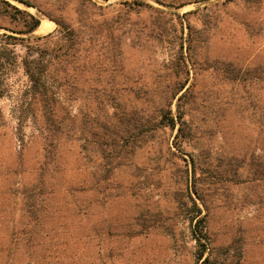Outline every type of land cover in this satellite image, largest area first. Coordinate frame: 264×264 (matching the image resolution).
Masks as SVG:
<instances>
[{
  "label": "rangeland",
  "instance_id": "374dc122",
  "mask_svg": "<svg viewBox=\"0 0 264 264\" xmlns=\"http://www.w3.org/2000/svg\"><path fill=\"white\" fill-rule=\"evenodd\" d=\"M4 1L54 23L49 33L32 34L51 37L16 48L20 58H36L35 49L44 51L47 62L54 63L53 55H62L59 50L64 43L54 20L72 30L84 46L82 58L63 71L57 69L58 74L51 72L50 84L61 101L57 111L61 135L47 160L41 190L47 212L39 237L29 247L11 241L26 222L24 198L38 190L45 147L51 151V146L44 141L38 112L32 116L27 105L29 83L20 63L0 76V90L4 91L0 98V264H202L204 260L264 264V184L249 182L248 165L239 174L233 172L257 155L264 160V133L249 120L251 110L245 109L258 92L256 87H246L248 97L245 90L224 83L221 67L230 62L244 70L264 63V39L256 34L257 26L264 22V8L253 12L233 2L218 9L220 22L197 57L203 65L199 66L195 103L188 117L197 138L185 143L181 152L171 148L176 153L172 155L168 149L172 134L166 131L158 141L138 150L127 165L113 170L105 182L95 139L101 125L116 112L112 107L117 105L109 95H117L127 111L152 110L151 105L137 102L133 92L172 50L152 41V36L147 39L148 47L139 43L137 32L150 22L134 7L127 16L137 32L124 36L121 54L101 37L104 33L98 32V26L132 6L128 3L133 0H90L112 5L103 16L87 0H25L32 7ZM142 1L162 8L153 0ZM165 1L174 7L180 3ZM81 2L87 6L85 21L76 13ZM196 7L190 4L171 10L182 15ZM188 19L196 23L197 18ZM10 28L21 26L0 18V34H12ZM32 46L34 50L28 48ZM260 90L263 93L264 86ZM239 98L238 107L232 101ZM194 179L208 189V207L202 210L207 223V250L202 260L197 258L200 248L183 216L188 212L177 210L173 199L180 191L189 202L187 191L190 193ZM157 213L165 215L159 226L154 225Z\"/></svg>",
  "mask_w": 264,
  "mask_h": 264
},
{
  "label": "trees",
  "instance_id": "16d2710c",
  "mask_svg": "<svg viewBox=\"0 0 264 264\" xmlns=\"http://www.w3.org/2000/svg\"><path fill=\"white\" fill-rule=\"evenodd\" d=\"M14 1L32 7L25 0ZM87 1L101 16H103L105 9L112 6L111 4L102 6L96 2ZM100 1L107 3L109 0ZM153 1L162 8L154 7L142 0H133L128 3L132 6L124 7L123 11L111 15L110 19L104 20L102 25L98 26V32L104 33L101 37L112 42L115 45V52L118 49L121 54L120 47L125 41L126 35L137 32L135 29L133 30L134 24L132 26L129 24L130 18L127 16L134 7L146 14V23L150 22L144 24L140 33L137 32L136 38L139 43L148 47L150 44L147 39L152 36V41L172 50V55L157 65L156 72L154 71L151 75L142 78L140 87L133 92L137 102L151 105L152 110L142 112L139 109H133L127 111L120 106L117 95H109L113 104L117 105L112 107L116 109V112L110 117L112 124L109 125L110 120L102 124L100 136H95L104 170L102 179L105 182L109 180L113 170L127 165L138 153V150L158 141V137L166 131L172 134V145L168 148L172 155L176 154L174 150L183 151L182 146L185 143H190L197 138L193 122L188 119L191 107L195 103L193 89L196 86L195 81L200 71L199 66L203 65L199 64L197 57L199 50L208 43L210 33L220 22L218 9L233 2H240L244 9L253 12L261 11L264 8V0H178L180 3L177 7L171 5L173 3L165 4V0ZM172 2L175 1L172 0ZM190 4H196L197 7L182 15L171 10V8L179 9ZM86 8L87 6L83 2L79 3L76 11L78 19L88 20L84 18ZM193 15H196V23H191L188 19ZM0 18L8 19L10 22L21 26L20 29H8L12 34H0V76H5L11 68H16L20 63L29 83L27 105L33 113L32 116L38 112L41 122L44 124L43 129H41L44 141L48 143L49 147L51 146V151L45 147L44 157L46 161L42 164V171L36 187L38 190L24 198L23 212L26 222L21 224L18 234L16 233V237L11 241L12 244H18L22 241L25 242V246L29 247L39 237L38 234H40L47 212V205L43 203L45 198L43 199L41 190L44 185L47 160L52 156L51 152L57 147L61 135V124L58 122L59 115L57 113L61 101L55 92L56 87L50 84L51 72L58 74L57 69L63 71L66 65L82 58L84 43L78 39L72 30L63 27L54 20L57 31L61 34V41L64 43L59 50L62 51V55L55 54L53 55L54 63L47 62L44 59V51L32 46L28 48L35 49L37 57L30 58L24 55L20 58L16 52L18 46H24L25 43L26 46H30L28 44L31 40L41 41L51 37V34L45 36L32 35L39 27L41 20L4 0H0ZM256 30V34L264 39V22L259 24ZM54 67L55 69L52 70ZM206 67L207 70L210 69L209 66ZM221 67L224 83L245 90L244 94H248V97L250 95L246 87L257 88L258 93L245 105V109L251 110L249 120L255 123L260 134L264 133V92L261 93L260 90L264 86V63L244 70L235 67L230 62H223ZM71 80L76 81V77L71 78ZM3 96L4 91L0 90V98ZM105 98L108 100L107 97ZM240 100L241 98L234 99L232 103L236 101L237 103L234 104L239 107ZM171 148L174 150L171 151ZM191 165L194 166L193 161ZM247 165L251 175L249 182L264 184V160L262 157L257 155L256 158L251 159V162L248 161V164L246 161L243 162L241 166L233 170L234 174H239L238 170H242ZM195 176L193 171V178ZM207 190L205 186L197 185L194 179L190 193L187 191L189 202L184 200L180 191H176L173 197L177 210L183 213V210L186 209L188 212L183 216L191 225V236L200 248L197 255L199 260H202L204 252L207 250L205 245L207 223L205 215H202V210H206L208 207ZM163 216L165 215L157 213L154 225L164 224ZM167 228L169 229L170 226ZM202 264L217 263L204 260Z\"/></svg>",
  "mask_w": 264,
  "mask_h": 264
},
{
  "label": "bare ground",
  "instance_id": "6f19581e",
  "mask_svg": "<svg viewBox=\"0 0 264 264\" xmlns=\"http://www.w3.org/2000/svg\"><path fill=\"white\" fill-rule=\"evenodd\" d=\"M54 28V23L48 20H42L39 27L36 29L34 33L46 34L49 33Z\"/></svg>",
  "mask_w": 264,
  "mask_h": 264
}]
</instances>
